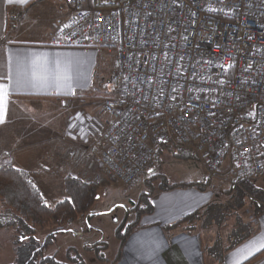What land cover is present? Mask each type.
I'll return each mask as SVG.
<instances>
[{
	"label": "built area",
	"instance_id": "obj_1",
	"mask_svg": "<svg viewBox=\"0 0 264 264\" xmlns=\"http://www.w3.org/2000/svg\"><path fill=\"white\" fill-rule=\"evenodd\" d=\"M62 1L71 16L54 45L114 54L109 121L71 159L124 188L164 145L190 152L221 185L264 174V0Z\"/></svg>",
	"mask_w": 264,
	"mask_h": 264
},
{
	"label": "crops",
	"instance_id": "obj_2",
	"mask_svg": "<svg viewBox=\"0 0 264 264\" xmlns=\"http://www.w3.org/2000/svg\"><path fill=\"white\" fill-rule=\"evenodd\" d=\"M87 1L93 5L94 0ZM70 16L62 0H29L24 6L0 0V84L7 88L0 102V132L22 131L16 139L3 133L0 145L9 146L1 150L12 155L16 168L38 173L35 177L41 186L47 182L59 191L66 177L79 176L81 166L67 157L54 163V150L75 147L80 151L106 128L109 118L94 125L82 108L99 104L103 114L104 98L99 95L103 86L106 91L114 69L110 51L54 45ZM108 64L112 67L104 76ZM29 128L34 136L25 131ZM43 177L54 180L44 182ZM214 199L213 192L190 188L159 193L153 200L154 214L142 218L116 264H244L262 253L264 213L257 218L251 238L229 251L223 261L207 253V245L214 240L204 239L201 222L193 228L186 224L173 228L188 215L205 210ZM251 264H264V254Z\"/></svg>",
	"mask_w": 264,
	"mask_h": 264
},
{
	"label": "trees",
	"instance_id": "obj_3",
	"mask_svg": "<svg viewBox=\"0 0 264 264\" xmlns=\"http://www.w3.org/2000/svg\"><path fill=\"white\" fill-rule=\"evenodd\" d=\"M164 152H169L172 157L180 160L196 159L190 152L170 145H164L161 148L160 159ZM160 159L157 162H160ZM36 175L38 173L18 169L13 164H0V206L5 209V213H0V229H15L19 240L18 245L15 243L17 254L22 257L24 252L28 253L27 258L17 264H58L54 257L42 260H39V257L44 253L49 241L57 234L64 233L65 225L75 223L81 218H87L91 214L97 201L99 183L77 176L66 177L63 182L65 198L60 201L56 200L54 205H50L39 187ZM156 180L161 181L158 183V188L155 187L153 180L148 181L149 189L140 195L138 202L134 203L131 211L136 213L135 221L130 225L123 224L124 227L117 229L120 253L126 240L139 227L142 218L154 214L153 200L156 195L181 188L204 192L211 185L208 180L173 185L168 184L165 179L157 178ZM238 184V186L230 187L229 190L215 194L218 198L217 203H211L205 210L188 215L173 225V228L184 224L191 225L193 228L201 222L202 228L207 231L213 228L218 230L232 221L233 225L226 233L225 239L219 236L212 245H207V253L218 261H223L229 251L251 238L255 231L254 225L257 218L264 213V191L256 187L254 180H244ZM248 204L252 208V219L245 221L242 212H245ZM52 226L58 227L57 230L47 236L48 240L44 244L39 243L37 229ZM123 228H126V233H122ZM100 244L104 243H99L89 250H101ZM120 253L114 264L117 263ZM262 254L264 251L244 264H251Z\"/></svg>",
	"mask_w": 264,
	"mask_h": 264
},
{
	"label": "rangeland",
	"instance_id": "obj_4",
	"mask_svg": "<svg viewBox=\"0 0 264 264\" xmlns=\"http://www.w3.org/2000/svg\"><path fill=\"white\" fill-rule=\"evenodd\" d=\"M109 61L111 63L112 59L110 58ZM111 67V64L104 66V76L110 72ZM102 91L103 92L99 96L106 98L107 94L106 91L104 92V86ZM82 112L85 117H89L91 122L95 123L94 125H98V123L104 124L108 118L106 115L102 114V106L99 104H91L88 108L84 107L82 108ZM61 124L63 125L64 122ZM88 124L92 125V123H87V125ZM25 131L34 136V129L29 128ZM6 132L8 135H15L16 139V134H19L22 131L5 130L0 132V136ZM92 144L93 142L86 146V148L79 149L80 151L76 150L75 147H64L63 149L60 148L57 151L54 150V163L65 157L69 159L70 163L76 161L77 164L81 166V169L78 168L80 171L78 173V177L81 176L82 179L87 180L89 176L86 178V175L91 173V180H95L99 183V191L97 201L91 211V214L87 218H81L75 223L65 225L64 233L57 234L55 238L48 242L44 253L39 257V260L54 257L58 264H114L120 253V240L117 237V229L122 227L123 224L130 225L135 221L136 213L131 210L134 207V203L138 202L140 195L149 189V187H147L148 181L150 182L153 180L152 182H154L156 188H158V183H161V181L158 182V180H156L157 178L159 180L165 179L168 184L171 185L196 183L201 181L205 182L207 180L210 181L204 176L196 159L190 158L187 160H180L172 157L169 152H164L160 162H157L153 166L149 167L145 177L137 186L124 188L111 180L110 177H108L105 173H102L98 168H95L94 171H89L85 167L87 163L84 166V164L80 163V161L70 158V154L74 152L78 153V156L86 153L85 150ZM5 146H9V143L4 146L0 145V155L5 153L10 154L8 151L1 150L2 147ZM47 148V150H51L53 153L52 147L51 149L49 146ZM42 179L44 182L47 180L49 183L54 180L47 179L46 177H43ZM210 183L211 185L206 191L214 193L215 199L212 203H217L218 198L215 194L229 190L230 187L229 185H221L220 183L213 181H210ZM254 183L258 189L261 188V190L264 191V174L255 179ZM40 184L41 183H39V185ZM45 184H47V182L39 187H42V192L48 204L54 205L56 200L60 201L65 198L64 189L61 191L55 190L56 188L54 187L56 186H47ZM250 209L246 208L245 212H242V217L245 221H248L251 218L252 213L250 212V214H248ZM0 213H5V209L2 206H0ZM232 225L233 222L230 221L227 226L225 224L223 228L218 230L214 228L207 231L202 230L203 237L205 240L207 239L211 241L215 240L219 236L225 239L227 235L226 233L231 230ZM56 228L58 227L52 226L45 229H37V240H39V243L44 244L45 241L48 240L47 236L54 233L57 230ZM126 232V228H123L122 233ZM199 232H201V229ZM17 237L18 234L15 229H0V264H17L24 258H27L28 253L26 252L23 253L22 257L17 254L15 246V243L17 245L19 244ZM102 242L104 244H100L99 246L102 248L101 250H89Z\"/></svg>",
	"mask_w": 264,
	"mask_h": 264
},
{
	"label": "snow or ice",
	"instance_id": "obj_5",
	"mask_svg": "<svg viewBox=\"0 0 264 264\" xmlns=\"http://www.w3.org/2000/svg\"><path fill=\"white\" fill-rule=\"evenodd\" d=\"M29 0H8L9 4H19L21 6L27 5ZM59 63V62H58ZM7 94V88L5 85L0 84V102H2L3 97ZM0 122H2V119H0Z\"/></svg>",
	"mask_w": 264,
	"mask_h": 264
}]
</instances>
